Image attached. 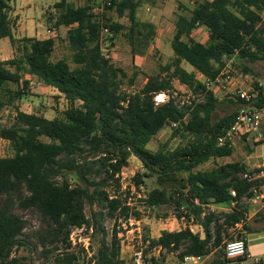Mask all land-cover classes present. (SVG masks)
I'll use <instances>...</instances> for the list:
<instances>
[{
	"label": "trees",
	"instance_id": "1",
	"mask_svg": "<svg viewBox=\"0 0 264 264\" xmlns=\"http://www.w3.org/2000/svg\"><path fill=\"white\" fill-rule=\"evenodd\" d=\"M72 1L56 3L52 8L55 13L49 12L47 21L51 30L69 28L67 40L74 67L67 59L53 60L57 42L53 37L15 38L12 0H0V39L9 38L15 50L14 58L0 61V111L8 106L16 111L12 126L0 128L1 138L10 141L13 150V155L0 157V264H82L86 250H75L71 239L73 231L81 228L92 229L99 243L87 264H126L121 256L119 225L115 223L109 234L105 222L130 220L131 209L121 195V175L132 157L145 169L135 176L138 191L144 179L152 176H157L161 186L166 182L172 185L148 192L146 207L153 211L171 207L178 220L195 222L204 232L202 238L187 226L175 232L165 230L158 239L145 234L148 246L144 254L155 249L179 252L183 261L215 253L219 264L228 262L226 243L235 239L230 230L247 219L249 208L243 198L253 197L251 189L256 184L240 175L262 170H248L241 162L221 163L209 171L199 169L211 160L234 154L235 149L219 146L218 138L237 121L243 102L232 95L220 98L196 73L216 79L232 60L234 69L240 65V72L251 75L259 88L260 75L248 63L264 62V27L259 26L264 0L198 1L191 17L180 16L176 22L173 59L134 91L125 88L126 80L131 88L138 74L130 77L103 56L102 24L93 13L98 0H86L82 7ZM148 1L154 0H113L105 6L120 18L128 17L131 24L126 37L133 49L137 42L154 35V26L137 18L140 5ZM105 26L115 37L126 29L112 20ZM201 26L208 30L207 43L193 37ZM183 63L196 72H188ZM27 76L65 96L69 108L63 117L49 120L40 113L20 111L18 102L29 88ZM174 81L196 95L190 104H181L175 97ZM161 93L170 98L156 105L155 97ZM224 104L233 109L215 117ZM250 106L264 110V87ZM170 127L173 136L186 143L149 149L148 144ZM249 135L242 139L247 141ZM212 206L220 210H211ZM17 209L37 210L46 228L32 236L26 234L27 221ZM135 215L140 218L139 213ZM243 227L246 235L258 232L252 226ZM241 237L246 238L243 233ZM21 249L29 255H19ZM36 253L38 258L33 260ZM166 262L165 257L151 258V264Z\"/></svg>",
	"mask_w": 264,
	"mask_h": 264
},
{
	"label": "rangeland",
	"instance_id": "2",
	"mask_svg": "<svg viewBox=\"0 0 264 264\" xmlns=\"http://www.w3.org/2000/svg\"><path fill=\"white\" fill-rule=\"evenodd\" d=\"M74 6L76 7H82L87 4L86 0H74L72 1ZM96 4L93 7V13L98 17H101L103 19V22L106 23L108 20H112L113 23H119L126 26V29L121 31L117 34V37H115V33L113 32V36H107L106 40L113 42V45L116 47L114 54L111 55V61L116 64L119 67L124 68L129 76H133L135 73L138 74L135 85L133 87L128 88V80H126L125 88L128 90H140L144 84L147 78L151 75H155L160 72V68L167 63H169L173 57V51L170 47L171 37L173 35V26L172 23L166 24L165 27V33L158 37V34L155 32V27L157 29V26H154V35L151 39L148 40H141L140 42H137L136 48L133 49L130 42L128 41L126 34L128 33L127 27L130 26V21L128 17H122L120 18L115 10L106 11L105 6H103L104 12H100L99 9L101 7V4L98 2H95ZM161 26V25H160ZM127 31V32H126ZM65 37L67 36V32L64 31ZM203 32L199 30H195L194 37L198 39L199 41H204L207 43L209 40L207 36L202 35ZM169 35V36H168ZM202 35V36H201ZM140 38V37H139ZM105 49V48H104ZM106 48V50H108ZM105 53V51H103ZM109 52V51H108ZM112 53V52H111ZM110 53V54H111ZM172 53V54H171ZM109 54V53H108ZM4 58H8V55H4ZM58 59H67L69 60L72 67H74V64L71 61V51L69 48V44L66 43H59L56 47V50L53 54V60L56 61ZM234 65V64H233ZM249 67L251 69L258 73L260 76V82H264V62H258L256 64L248 63ZM186 68L189 69L191 67L189 64H184ZM242 70V67L239 65L236 69H234V66H232L233 73L236 75V81L241 85L245 86L246 83H253L254 84V78L251 75H244L240 71ZM200 80L203 79L200 75L197 76ZM175 82V97L178 98V101L181 104L187 103L190 104L195 98L196 95L192 93L186 86L180 84L178 81ZM217 95L220 98H223L225 96V93L221 91L220 89H216ZM37 94V98L35 102H28L23 107L24 110L27 111H33L34 109L44 106L46 109H54L53 102L51 104H48L49 101H52L54 98V95L47 93L46 91H39L35 93ZM232 106L228 104L221 105L220 108L215 112V117L219 118L225 115L226 111L228 109H231ZM13 111L12 110H6L3 112V116L0 117V128L4 126V128L9 127L10 124L13 121ZM173 129L166 128L164 131H162L158 136H156L151 143L149 144V147L151 150L156 151L158 150L162 145L165 143L169 144V147L176 148L180 145H183L186 143V140L182 139L180 136H173ZM254 139H252L249 143L247 141H244L243 139H240L236 145V148L234 150V154L230 158L225 159H219V160H211L206 164H203L199 167L201 170L209 171L216 167V165L224 163L226 161H253V163H258L260 160L264 159V157H260L262 154V142H264V120L261 128L254 133ZM258 142H257V140ZM46 140V139H44ZM255 151L252 156V151ZM13 155V150L11 146L3 140L0 136V157L4 156H11ZM262 170L264 171V165L250 169L251 171L255 170ZM145 169L143 168L141 162L137 158H132L129 162V166L126 167L121 175V184H122V190L121 195L123 200L128 204V206L131 209V216L130 220L126 221L124 218H121L117 222L114 219H107L105 222V227L109 234L112 233L113 227L115 223L119 225V238L121 239V256L126 261V264H136L134 261V252L138 249H143L145 252L147 250L148 243H144V235L148 234L150 237L156 236L159 234L162 227H165V225L170 224L171 222H174L173 220L176 219V217L172 214L174 213L173 208L171 207H163L160 209H157L155 211L150 210L146 207L144 203V199L148 192L153 190L154 188L158 187H167L171 188V184L169 182L164 183L162 186L157 181V176H152L151 178H145L144 179V185L141 186L140 190L138 191L135 186V176L140 173L143 174ZM244 205H247L249 208L248 216L245 222L243 224L249 225L250 223H253L256 221L264 222V198L262 201L257 202H244ZM211 210L219 211L220 209L216 208L215 206L211 207ZM256 211H260L257 213ZM87 214L90 216V209H86ZM16 213L22 217L25 221H27V227H26V234L33 235V233H36L37 231L43 230L46 228L45 222L43 221V218L41 214L35 210V209H29V210H16ZM135 213H139L140 218L138 219ZM257 213V214H256ZM166 214H169L168 218H164ZM171 219V220H170ZM178 220V219H177ZM137 221H139V224H137ZM181 224L180 228L183 229L187 226H190L195 233H202L203 228L195 222H189L187 219L178 220ZM174 229H178V223L174 222ZM243 224L238 225L242 228L239 230L237 228L236 230L233 229L232 235L235 239L242 238L241 233L246 236V232L244 230ZM259 227V226H257ZM204 233V232H203ZM93 232H90L88 228H84L83 231H75L74 235L72 236V241L74 244V247L77 250H80L81 248H84L86 250V253L82 255L81 262L82 264H87L89 259L94 256L95 252L98 249L99 243L98 238H93L92 236ZM249 241H253L255 243L257 241V237L254 235H248ZM234 239V240H235ZM244 239V238H242ZM232 241V240H228ZM84 245L88 246L86 249ZM159 249H155L153 251H149L147 254L145 253V264H151V258L152 257H165L166 261L170 262H180L181 258L179 256V252H168L166 250L158 251ZM19 255L27 256L29 255L28 250L21 249L18 251ZM38 258V254H33L32 259L35 260ZM41 262V261H40ZM39 263V262H37ZM167 264V262H166Z\"/></svg>",
	"mask_w": 264,
	"mask_h": 264
},
{
	"label": "crops",
	"instance_id": "3",
	"mask_svg": "<svg viewBox=\"0 0 264 264\" xmlns=\"http://www.w3.org/2000/svg\"><path fill=\"white\" fill-rule=\"evenodd\" d=\"M59 1L60 0H12V2H11V18L15 24L14 29H13L14 37L17 39L35 38L38 40H46V39L53 37L57 41L56 46H55V50H56V47L59 43L68 44L67 38H68L69 28L62 26L59 29H52L51 30L49 28L48 21H47L48 13L52 12V11L55 13V10H53L52 8ZM198 1H203V0H157V1L154 0V1H148V2H145V3L140 5V7L137 11V18L143 23H148V24H151L153 26H157V29L155 27V32L158 34V37H160L161 35H163L165 33L166 24L172 23L173 35L170 39L172 41V39H173V37L177 31L176 22H177L178 18L180 16L187 17V18L191 17L192 10ZM209 1H212V0H209ZM148 7L151 8L150 12L147 11ZM197 30L202 31L203 32L202 35L207 36L208 37L207 40H209V33L205 27L201 26V27L197 28ZM64 31L67 32L66 37H65ZM194 32H195V30H194ZM194 32H193V37H194ZM196 40L199 41L198 39H196ZM199 42L205 43L204 41H199ZM170 47H171V44H170ZM115 49H116V47L113 45V42H112V49H111L112 53H111V55L114 54ZM4 55H8V58H4L3 57ZM14 56H15V50L11 44L10 39L9 38L0 39V61H7L9 59L14 58ZM172 57H174V53L172 54ZM58 60H60V59H58ZM184 64H186V63H183L182 66L188 72H196L192 67H189V69L186 68L184 66ZM232 64H233L232 60H229L227 62L226 68L232 70V66H233ZM196 74H197V76L200 75L202 77L201 74H199V73H196ZM27 79L30 80L29 88L26 92L27 94L22 98V100L20 102H18V106H19L20 111L28 113V114L40 113V114H43L44 117L49 119V120H54L56 118L63 117L64 112L69 108V102L65 98V96L62 93H60L56 88L44 85L43 83H40L39 81H37L36 78H33L31 76H27ZM146 83H147V80L145 81V84ZM174 86H175V82H174ZM39 91H43V92L46 91L47 93L54 95L53 100L48 102V104H51L53 102L54 109H48L47 110L46 107L41 106V107L34 109L32 112L24 110L23 107L25 106L26 103H28V102L32 103V102L36 101L37 94L35 95V93H37ZM6 110H12L13 111L12 112L13 113V121L9 126V127H11L15 121L16 111L11 106L5 107L4 109H2L0 111V117L3 116V112ZM2 128H4V126H2ZM6 128H8V127H6ZM254 133L255 132L251 133L247 137L248 143L252 139H254V137H255ZM3 140H5V139H3ZM5 141L8 142V144L11 146L10 141H8V140H5ZM257 142H258V140H257ZM149 144H148V147H149ZM261 148H262V154L260 155V157H264V142H262ZM254 152L255 151L253 150L252 154H250V156H252ZM232 156H230V157H232ZM4 157H7V156H4ZM230 157H228V158H230ZM132 158H135V157H132ZM132 158H130V161ZM223 159H225V158H223ZM226 162H228V161H226ZM226 162H224V163H226ZM234 162H241V163L245 164L248 167V170L264 165V159L260 160L259 165H258V163H253L252 160L251 161H245V160H243V161H229V163H234ZM256 212L259 213L260 211H256ZM173 221L178 223V225H177L178 229H174L175 223L171 222L170 224L165 225V227H162V229L160 230L158 235L153 236L151 238L158 239L161 236V233L165 230L170 231V232L180 231L181 230V228H180L181 224L179 223L177 218L174 219ZM250 226L258 229V232L246 235L245 241L247 243L248 254L252 258H255V257L261 258L263 261L260 264H262V263L264 264V222L257 223L256 221H254L253 223H250ZM257 226H259V227H257ZM237 228H239V230H240L242 227L237 226L236 228H233V229L236 230ZM233 229H231L230 232H232ZM192 231H194V230L192 229ZM248 235L256 236L258 238L257 241L255 243H253V241L252 242L249 241ZM201 237L204 238L203 232L201 233ZM158 251L160 252L161 249H159ZM167 264H184V263H183V261H180V262L167 261ZM186 264H219V260L216 258L215 253H212L209 256H205V257H201L200 259H195V260L189 261ZM224 264H233V261L228 260V262H226ZM244 264H254V263L251 260H247Z\"/></svg>",
	"mask_w": 264,
	"mask_h": 264
},
{
	"label": "built area",
	"instance_id": "4",
	"mask_svg": "<svg viewBox=\"0 0 264 264\" xmlns=\"http://www.w3.org/2000/svg\"><path fill=\"white\" fill-rule=\"evenodd\" d=\"M101 4L99 9L100 12H104L103 6L111 5L113 0H98ZM157 1V0H155ZM148 12L151 11V8L148 7ZM99 17V15H97ZM100 23L102 24L101 30V50L103 56L107 60H111V49L112 43L111 41H107L106 37H112L113 32L108 26H105L103 19L101 17L98 18ZM259 26L264 27V10L261 12V21ZM106 50V48H108ZM105 48V49H104ZM105 51V53L103 52ZM109 51V52H108ZM109 53V54H108ZM234 71L225 68L221 74L216 79H210L202 76V81L205 84L207 89H220L226 95H232L239 98L243 104L241 105L239 116L237 121L232 125V127L226 132L224 136H220L218 138L219 146H228L229 148L235 149L238 141L242 139L243 135L251 134L257 130H259L263 124L264 120V110L258 109L254 106H250V103L258 96L259 88L264 87V82H259V88L254 86L253 83H246L245 86H241L235 79L236 75L233 73ZM170 96L166 93L158 94L155 97L156 105L164 104L169 100ZM176 127V124H174ZM242 179L248 180L250 182H255L256 184L251 189L253 193L252 198L244 197V202H257L262 201L264 198V171L255 172V173H243L240 175ZM233 196H236V192H232ZM139 224V221H137ZM84 228L76 229L77 231H83ZM73 231L72 236L75 231ZM90 232H93L91 229ZM71 236V239H72ZM73 243V241H72ZM74 244V243H73ZM87 249L88 246L84 245ZM73 248L77 250L74 245ZM225 253L227 259L233 261V264H244L247 260L253 261L254 264H260L263 260L261 258L255 257L252 258L247 251V243L245 239H235L232 241H228L225 247ZM134 261L136 264H144L145 263V255L143 249H138L134 252ZM201 257H185L183 263L186 264L189 261L200 259Z\"/></svg>",
	"mask_w": 264,
	"mask_h": 264
},
{
	"label": "water",
	"instance_id": "5",
	"mask_svg": "<svg viewBox=\"0 0 264 264\" xmlns=\"http://www.w3.org/2000/svg\"><path fill=\"white\" fill-rule=\"evenodd\" d=\"M240 239V238H239Z\"/></svg>",
	"mask_w": 264,
	"mask_h": 264
}]
</instances>
